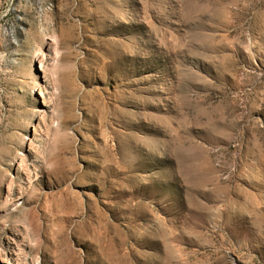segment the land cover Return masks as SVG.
Instances as JSON below:
<instances>
[{"label":"rangeland","instance_id":"obj_1","mask_svg":"<svg viewBox=\"0 0 264 264\" xmlns=\"http://www.w3.org/2000/svg\"><path fill=\"white\" fill-rule=\"evenodd\" d=\"M0 264H264V0H0Z\"/></svg>","mask_w":264,"mask_h":264}]
</instances>
